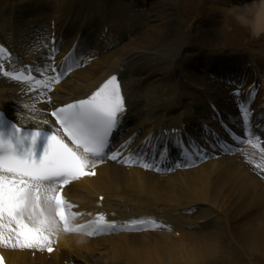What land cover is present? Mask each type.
<instances>
[{"label":"bare ground","instance_id":"1","mask_svg":"<svg viewBox=\"0 0 264 264\" xmlns=\"http://www.w3.org/2000/svg\"><path fill=\"white\" fill-rule=\"evenodd\" d=\"M58 1L59 11H64L65 9L72 11L73 6L71 3L77 2V0ZM102 1L104 0H96L94 8L98 13H100L98 6ZM232 1L233 0H230L229 3ZM261 3L262 1H260V3L256 2V4L255 2L251 4L247 3L246 5L240 3L242 5L238 7V9L240 8L238 13L243 14V18L245 17L243 20L244 22H248V20H250L249 17L255 14L256 17L263 20L262 22L264 24V11L259 10L261 8ZM142 4H144V2H142ZM219 4H222L221 8H223L225 1L219 0ZM76 7L77 8L73 11V17H71L70 24H74L76 17L81 14V12H79L81 11V6L79 7V4L77 3ZM120 7V10H123V8H126L127 6L124 3H120ZM209 7L207 11H211ZM26 14L27 12L21 11L17 14V16H15L16 20H11V22L9 20L10 23L8 24V32L9 29L10 31H15L16 36L19 37V41L26 44L24 50L30 51L37 41L44 39L45 28L39 25L36 29V27L28 25L27 22H30V19L26 22H19V20H22L23 17L28 16ZM208 14L210 15L211 13L209 12ZM132 15L136 18L135 21L137 24L134 28H128V23L126 21L127 17L125 14L120 17L122 22L118 21L120 25L125 28V30L127 29V31H129V33L132 32V34L129 35L125 33L123 36L119 37L120 41H118L116 46L113 47L114 49L111 50V52H102L103 49H101V47L96 49L93 51L94 53H92L93 58L95 57L98 60L101 56L109 53L111 54L118 48H121L120 51H122V48L126 43L132 42L136 35L140 36L144 31L146 33H144L142 42L148 44L149 46H165L167 44L168 30L166 23H163L162 21L160 25L152 27L148 24L149 16L145 17V21L143 22V20L139 19L140 16L137 17V15H139L137 10L131 13V16ZM52 16H54L55 19L59 18L54 13L51 14V17ZM51 17L48 19V26L52 25L53 17ZM46 20L47 19H44L42 22L47 23ZM65 28V31L67 32L72 30L71 26H66ZM55 30L58 33L57 35L60 36L62 28L59 23H56ZM76 36L77 34L74 35L73 39H71L72 42L76 39ZM33 38L35 40H32ZM83 43L86 44L87 40ZM71 45L72 44L68 45L66 42L61 40L58 43V49L63 52V55H65L68 52L67 49ZM81 49L82 50L79 52L82 54L83 48ZM142 50L148 51L147 49ZM149 51L156 52L157 49ZM149 51L146 53L141 52L142 54H135L130 58L128 56H124L123 59H125L126 62L118 58L112 60L111 57L105 56V58L100 62V65H95L97 64L96 60L95 63H89L84 67L77 68L74 72V76L76 77L72 80V83L68 84L75 85L77 81L81 82L79 80L81 79L86 81V85L84 87H80L79 89L73 87L71 90L73 92L72 95L67 94V96H64L61 93H65L63 89L65 86L64 82H66L65 80L63 82L64 84L62 83L61 85H57L55 89L56 92H54L51 96L54 97V100L56 101H67L72 98L84 96L93 87L97 86V84L104 77L110 73L120 71L124 82V88L128 96V117H131L133 121H140V125L143 126L140 131L137 130V127L132 128L131 134L138 132L143 135L141 138H145L150 135L149 132L151 129L157 130L161 126V128L166 126H180L181 123H176L178 120L169 116L171 108L169 106H160L158 94H161V92L159 90L160 88L158 82L153 83L149 81L150 83H146L148 79L146 77H151L156 72H165L164 61L157 63L154 59H149L151 56L149 55ZM79 52L71 59V67L73 69L77 67V65H74L75 62L78 63L81 59ZM29 54V57L33 56L31 51ZM157 55V57H161L159 55V51H157ZM31 59L38 58L32 57ZM186 59L193 61L197 60L195 55H191ZM27 61L30 60L28 59ZM149 62L151 64H149ZM208 62L209 64L214 63L215 59L210 58ZM84 63H86V61H84L83 64ZM138 65L139 68L144 65H151L153 69L150 74H148V72H144L143 70L140 73L141 75L136 78L137 72H133L134 70L132 68L136 69ZM225 68L232 70L237 69L238 66L226 64ZM79 71H81V74L83 75L80 76L78 74ZM217 73L225 74V70L218 71ZM191 75L193 80H197V82L203 86V92H205L207 96H210V98L215 96L214 89L211 86V80L207 78L203 80V77L196 74V72L191 73ZM14 86H16L14 83L0 77V107L7 108L9 107L8 102H12L15 98L18 99V94L16 93L18 89ZM67 89H69V87H67ZM217 94V98L221 101V106L226 111L232 113L231 121L236 124L238 122V111L237 109L232 110L231 106L233 102L230 100V95L227 93V89L221 88ZM260 101L256 102L257 106L261 105ZM202 108L204 109H202L200 113L205 115L210 114L209 109L206 107ZM193 111L194 110L192 108H187V112L190 113ZM9 112L12 116L16 117L18 121L25 125L41 124L27 120V117L21 116V114L14 109H10ZM174 122L176 124H173ZM253 165L254 162H252L251 159L241 155L224 156L219 157L217 160L209 161L200 166L198 169L193 168L191 170H181L170 175H155L153 173L144 172L138 167L125 168L122 164L118 163H103L98 166L96 176L85 177L68 187L67 191L78 203H81V201L86 203L85 205H81L80 208H84L86 212L91 211L92 215H94L95 212H99L101 207L102 210H107L111 208V206L116 205L120 207L118 209L119 211L127 214L125 215L120 212L118 214H110L109 218L116 221H124V218H128L133 215L131 214L132 212H136L134 216H140L139 213L141 211H145L148 215L152 210L160 209L163 210L166 215L165 227L158 225V220L151 219L156 222L155 225H137L135 229L117 228L114 231H107L93 236L86 234L88 228H85L84 231L73 232L70 234L59 233L60 235L58 237L56 250L52 254L44 253V255H42L38 251L34 257H32L27 250L0 248H2L5 253L7 264H68L67 260H70V257L72 259L74 256L77 259H81L85 264H192L193 261H197L198 257H201L200 255H205L207 252L215 250L209 239L215 237L214 235L216 232L209 229L208 224L207 228H204V226L203 228H200L202 227L200 226L198 228L199 230L193 233L195 236H190V234H186L185 232H183L180 236H175L174 231L183 228L182 226L184 225L181 223L183 222L182 219L184 216L179 214L177 211L186 209L192 204H207L209 208L206 209H209L211 213L216 211L220 212L219 216L222 215L223 218H225L224 220L222 218V227L224 229H226V227L229 229V225L228 223H225V220L227 219L229 222L231 217L233 218L235 216L231 214L230 211L226 212L224 208L220 206L218 207V202L214 197V193L216 192L214 191L217 190L227 197V199L231 202V207L235 211V213H232L235 215L240 212H237L238 210L252 209L255 204L258 205L260 202L263 203L264 173L263 170L260 171ZM217 184H221L220 189H217ZM100 195L104 196V205L102 206L97 202L98 196ZM196 211L198 210L196 209ZM143 219L148 218L144 217ZM258 219L259 221H255L253 224L250 222L253 226H251L248 230L244 228V230H242L244 232L241 234L244 235V243L249 251H260L264 253V222L262 221L264 219V214H261ZM242 225L243 224L240 225L239 229ZM191 227L196 228L195 225L190 226V228ZM221 232L216 236V238H219L217 241H219L220 246L221 240H225L228 243V237L226 235V237L222 235L225 232H222V234ZM188 236H190V238H188ZM229 237H232V239L234 238V232L232 230L229 233ZM54 238L55 237L52 238L53 243ZM80 250H86L89 255L84 258L79 256L77 252ZM187 259L189 261H187Z\"/></svg>","mask_w":264,"mask_h":264},{"label":"snow or ice","instance_id":"2","mask_svg":"<svg viewBox=\"0 0 264 264\" xmlns=\"http://www.w3.org/2000/svg\"><path fill=\"white\" fill-rule=\"evenodd\" d=\"M3 53L0 48V55ZM4 75L28 84L30 91L51 90L52 83L58 82V78L36 79L23 72ZM124 110L120 84L112 76L89 98L53 111L51 115L59 126L54 131L23 128L0 113V247L52 252V238L61 231L73 233L88 228L86 234L93 236L116 230L117 225L102 214L90 228L73 225L78 214L71 211L73 206L61 193L73 181L95 175V160L105 156L109 137ZM247 143L256 147L251 139ZM111 159H117V155ZM155 223L139 220L130 225L135 229ZM0 264H5L2 256Z\"/></svg>","mask_w":264,"mask_h":264},{"label":"rangeland","instance_id":"3","mask_svg":"<svg viewBox=\"0 0 264 264\" xmlns=\"http://www.w3.org/2000/svg\"><path fill=\"white\" fill-rule=\"evenodd\" d=\"M144 1L146 3L142 5V9L139 11V15H137V17L140 16L139 19L143 20L144 22L145 17L149 16L148 24H150V26L152 27L160 25L162 21L163 23H166L168 30L167 44L165 46H149L148 44L142 42V39L144 38V33H146L144 31L143 33H141L142 36L136 35V37L132 42L126 43L123 46L122 51H120L121 48H118L111 54L109 53L107 55L105 54L101 56L97 60V64L95 65H100V62L105 58V56L111 57L112 60L118 58L126 62V60L123 59L124 56H128L130 58L135 54L138 53L142 54L141 52L146 53L149 50H153V49H157L161 57H157L158 56L157 51L156 52L149 51L150 52L149 55L152 56V58L150 56L149 59H154L155 62L157 63L162 61H164L163 63H165V62H169V59L180 60L181 58H183L181 56L183 54V51H185V49L188 47H192L193 49H189V50L187 49V51L185 52L197 54L199 53V51H202V53H207L208 55H213L220 52H225V53L228 52L234 54L235 57H237L238 54L247 55V56L250 55L254 57V59H249L252 62H254L255 60L257 64H259V62L261 61L260 70L264 71V24L262 22L263 20H260L258 17H256L255 14H253L251 17H249L250 20H248V22H244L243 20L245 17L243 18V14L238 13V10L240 9V8L238 9V7L242 5L240 3L246 5L247 3L251 4L255 2L256 4V2L260 3V1L262 0H233L231 3H229L230 0H224L225 4L223 8H221L222 4H219V0H144ZM105 2L106 4H102L103 1L100 2L98 7L100 8L101 6H103L102 10L104 13V17L106 21H108L109 23L110 30L104 35L105 38L102 40V36L104 32H102L101 27L97 28V32L94 33L93 36L90 38L91 40L89 44H92L91 45L92 48H95L97 45H100L102 48L108 49L115 43L114 40H116V38H118L121 34H125L129 32L127 31V29L125 30V28L122 25H120V23L118 22V21L122 22V19L120 18L121 15L123 14L126 15L128 28L131 29L136 27L137 25L135 21L136 18L134 17V15L131 16L132 13L131 9L133 8L131 5L133 0H105ZM35 3L44 4L46 6L50 4V10L48 11L49 14L52 12L53 9L52 5L55 6L54 0H0V37L8 39L10 43H12L18 51L21 50L22 45L21 44L19 45L17 39L12 35L10 36L9 35L10 33L8 32L10 14L14 12L17 15L21 11L27 12L26 15L30 14V16L23 17L22 20H19V22H26L28 19L32 18L30 22H27V24L30 26H34L39 22L38 20H36L35 14L32 15L33 13L32 11H35L33 9V5ZM77 3L79 4V7L81 6L82 13L78 16L76 24L72 25L74 30L76 29L77 25L78 26L86 25L87 27L96 25L94 23L95 18H93L94 17L93 7H95L94 4L96 3V0H77L76 3H71V5L77 6ZM120 3H124L125 5H127V8L120 10L121 8ZM208 7L211 10V11L208 10L211 13L210 15L208 14L209 12L207 11ZM64 12L65 10L59 16L65 17L68 13L63 15ZM42 17L43 16H41V18ZM194 41L196 44H194ZM197 44L201 45L203 49L200 50L193 46V45L197 46ZM205 47L217 49L220 52L217 51L214 53H210L208 52V50L205 49ZM92 48L86 47V49H88L86 53L91 54L92 52H90V50ZM142 49H147L148 51H144ZM149 64L151 63L149 62ZM181 67H182L181 69H183L184 66L182 65ZM132 69L134 70L133 72H137L136 78H138L143 70L144 72H148V74H150L153 67H151V65L150 66L144 65L143 67L139 68L138 65L136 69L134 68ZM181 69L178 66H174V71L168 72L165 75L164 79H162V74L158 75L157 73L153 74L151 78V80H160V81L162 80L160 83H158V85L161 86L160 89H162L161 93H163L161 99L159 97V94L157 93L158 98L160 99V105L168 106L169 104L172 103L174 107H178L176 113H182V108H180L182 105L192 104L193 102L191 97L187 98L186 96L180 95L178 79H180L179 74ZM257 73L259 74L258 71ZM78 74L80 76L83 75L81 74V71H79ZM261 75H263L262 84L264 86V73H261ZM75 77L76 76L74 75H70L67 78L66 82H64L65 86L63 87L65 93H61V94H63L64 96H67V94L72 95L73 92L71 90L73 87L79 89L80 87H84L86 85L85 84L86 81L79 79V77L78 79L81 82L77 81L75 85L73 84L69 85L68 83H72V80ZM146 83H150V82H146ZM170 84L174 86L175 90L171 98L166 99L165 98L166 92L164 90ZM67 87H69V89H67ZM157 90H158V86H157ZM170 90L171 87L168 88L167 91ZM231 99L236 104L237 101L236 97L233 96L231 97ZM36 103L37 104L35 105H37L40 109H43L44 99L40 98ZM132 126L137 127L138 123L134 122ZM217 186H216L217 189L221 188V184H217ZM214 192H216L214 193V197L218 202V207L220 206L224 208L226 212L230 211V213L235 216L233 218L231 217L229 222L226 219V224L228 223L229 228H231V229H227L226 227V229L229 230V232H231V230L234 232V238L233 240L228 238V243L225 240L224 241L221 240V246L219 245V241H217V239L219 238L215 237V239L212 238H211L212 240L209 239V241H211L210 243L213 244V248L215 250L214 251L212 250V252H207L205 255H200L201 257H198L197 261H193L192 264H264V253L260 251L259 252L249 251L244 243L245 241L243 237L244 235L241 234L244 232L242 231L244 230V228L248 230L249 228H251V226H253L252 224L255 223V221H259L258 219L259 216L261 214L262 215L264 214V202L263 203L260 202L258 203V205L255 204L252 209L238 210L237 212L239 211L240 212L235 215L234 214L235 211L231 207V202L227 199V197H225L224 194L220 193L217 190ZM206 208H209V206L204 204H197L185 210L184 212H188L192 209H197L198 211H195L193 214L190 213L187 216H185V217H189L191 220L184 222V226H182L184 230L180 228L179 233L185 232L186 234H190V236H195V234L193 233L199 230L198 228L200 226H202L200 228H203V226L204 228H207L208 224H209L208 228L211 227L212 229L215 228V231L217 233L219 231L223 232L222 221L225 218H223L222 215L217 216L215 213H210L209 209ZM160 213L163 214V211H160ZM200 214L205 215V217H203V220L198 218L200 217ZM262 221L264 222V219ZM240 223L243 225L239 229L241 225ZM189 225L191 226L195 225L196 228L194 227L190 228ZM222 235L225 236L224 233ZM190 236H188V238H190ZM188 249H189V242H188ZM77 253L79 256L83 258L89 255V253L86 250H80ZM67 261L68 264H85L81 259L75 258V256L72 257V259L70 257V260ZM187 261L189 260L187 259Z\"/></svg>","mask_w":264,"mask_h":264},{"label":"clouds","instance_id":"4","mask_svg":"<svg viewBox=\"0 0 264 264\" xmlns=\"http://www.w3.org/2000/svg\"><path fill=\"white\" fill-rule=\"evenodd\" d=\"M260 11H264V0H262Z\"/></svg>","mask_w":264,"mask_h":264}]
</instances>
